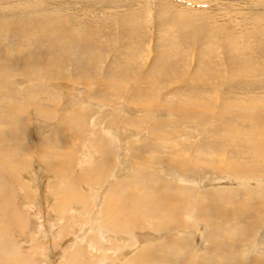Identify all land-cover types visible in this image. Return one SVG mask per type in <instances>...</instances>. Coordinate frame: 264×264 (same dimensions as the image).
Returning a JSON list of instances; mask_svg holds the SVG:
<instances>
[{
    "label": "bare ground",
    "instance_id": "bare-ground-1",
    "mask_svg": "<svg viewBox=\"0 0 264 264\" xmlns=\"http://www.w3.org/2000/svg\"><path fill=\"white\" fill-rule=\"evenodd\" d=\"M262 1L264 0H260L259 3H255L256 1H254L248 6L246 5L249 10L258 9L260 11L259 14L256 10H254L256 12L252 11V17L250 16L251 14L249 15L250 17L248 16L249 18L244 17L245 15L242 16L237 11L231 13L233 22L238 20L241 21L240 18L245 20V27L241 23H238L239 31L236 34L234 30L227 27V25L232 27L230 24L232 22L228 20V16L230 15L229 12L223 14L225 10L216 4L211 6V10L208 6L196 5L201 3L200 0L197 2H187L185 0H146L142 5L136 6V4L135 6H130L129 8L121 10L119 13L109 12L111 9L109 10L107 8H110V6L112 7V3L110 1L107 2V0H72V3L68 4L67 2V5H61L62 3L57 2L54 6L57 10H62L61 13L57 14L54 12L45 14L46 11H43L40 1V3L37 4L30 3L31 5L27 2L29 5L28 7H26V1L24 2L26 5H21L19 3L14 4V9H8L9 6L7 7L9 15L4 23L8 24L9 17L11 16L13 25H9L13 26V29L10 35L5 32L6 35L4 36L8 38V43L6 45L2 43V40L0 41V48L4 47V51L0 52V91L3 89L4 92L1 96L5 97L17 90L11 93L6 92L2 86L6 77L10 78V76L21 75L31 78V83H27L26 86L24 85L25 87L21 92L22 95H19L23 96V98L20 97L22 101L18 98L19 96L17 97L15 95L16 97H13L14 101L13 103L10 102V105L7 104V101H5L7 105L0 104V122H12V124L8 126L9 128H6V126L2 128L3 131L4 128L7 129L5 133L6 135L7 133L10 135V139L14 140L15 138V140H17L19 134L24 135L23 132L29 127L27 124V116L25 117L24 115L25 110L26 112L29 111L31 115H37L39 117L43 116L47 118L55 115H52L50 112L53 109V102L56 100L53 101L54 99L51 96V92L43 85L45 80H68L86 86L93 85L94 88L95 86L99 87L104 85V88H106L105 94L100 91L94 92L93 94L99 93V95L102 96H120L122 94L131 99L128 100V102L130 101L132 105L135 104L136 106L148 109H152V107L156 108L157 106L164 107L170 113V120L160 121L157 123L158 126L149 128V134L146 132L148 140L140 143L139 149L144 152L152 151L149 153L147 152L148 154H144V152L143 154H139L137 150L133 152L137 161L134 162L135 165L129 174L130 177L128 176V183H116L117 179L114 181L116 184L114 185L112 183L110 186L111 188L114 185L113 188L106 189L108 190L106 194L103 192L106 195L103 208L105 214L102 216L103 218H101V212H97L96 214L99 217L93 215L95 221L98 220L102 228H106L111 232L124 233L133 228L136 230L142 227L143 221L144 223H149V227L151 224V227L157 231L158 235L152 240L142 236L141 239L138 240L141 245L139 246L138 244V248H133L134 253L129 255V257H123L126 253L122 256L119 253L121 259H118L120 262H116L117 264H264V231L260 233L259 241L256 238L257 233L254 234V232L262 227L261 224H264V72L257 70V66L262 67L264 62V14H262L264 13L262 12V10H264V4L261 3ZM82 2H84L83 6L80 4ZM138 2L136 1V3ZM217 3H220V1H217ZM78 4L81 6H75ZM225 7H227L226 10L234 8V6ZM220 8L222 9V14L225 15V20L221 21L212 14L214 13L212 10L221 11ZM63 9L66 11L70 10L67 14L71 15V17L77 15H82L83 17L85 15L84 17L86 18V16H89L88 19L91 18L89 23L94 22L93 20L102 22L103 19H94L96 18L94 15L104 14L106 16V13L109 12L111 14L110 19L116 22L113 24L110 23L111 25H109L110 21H108V24L106 23L104 26L102 24L98 25L99 23L92 24L93 27L91 28L90 25V28L94 31H83L84 33L82 35L80 33L78 37L72 34H78L77 32L80 30L73 32L72 28L75 26H69L70 24H68L69 28H67L65 33H69L68 38L73 37L74 40L72 43L70 41L63 46H56L57 50H60L59 52L62 54L59 55V57L64 58V56L71 57L74 55L78 59L74 62L76 67L85 68V66L92 65L98 70V68L101 69V67H99L100 61L94 64L96 61L94 57L96 55L102 57L104 54L101 55L102 53L99 51L101 49H106V51H108L110 48V51L112 49V51L115 52L111 59L108 58L107 60V57H105V62H109L107 67H111L112 65L119 68V65H121L125 69L120 71L122 73H119L117 76H106L105 79H101L102 77L99 79L98 77V79L95 80L88 79L83 74L70 75L67 73L66 68H60L55 58L53 59L51 57H43L46 59L43 66L44 70L43 72H39L38 69H40V66L37 65L43 61L39 56H42V53L46 51L50 55L51 51L48 47L53 46V41L58 36V33H53V31H55L54 27H64V25L59 24L60 22L55 20L56 18L61 21V17H64V15H62ZM153 9L158 13L156 19L158 18L159 26L164 28V30H160V27L157 28V31H159L158 33H161L158 37L159 43L157 42V46L150 50L153 51L155 49L156 52L155 56H153V64L165 61V59L168 60L171 57H175V55H180L179 53L181 52L183 54L182 60L184 61L185 67L188 61L187 56L190 54V51L193 50L195 51V53H193V55H195L193 67L195 68H192L190 73L186 71L188 75L186 74L187 76H184L182 79L180 88L175 87L162 93V88H164V83L167 80L174 81L177 78L179 79L185 72H182L181 68H177L176 65L167 68L165 65L162 66L161 69H158V72L154 71V73H152L151 71L152 74L149 72L144 75V77H142V75L136 76L133 80V87L131 86L126 89L128 90L126 92L124 91V86L128 81V76L126 74L127 67L137 62V60L140 62L146 60L143 56V49L147 50V48H145L147 45L144 44V36L142 35L140 37L139 32L143 30V24L148 27L149 19L155 18V16H152V12H154ZM32 12L34 15L31 14ZM71 17L70 19H72ZM85 18L82 22H85L87 19ZM73 21L75 20H72V24ZM64 23H66L65 20ZM79 26L82 25H78V27ZM175 27L183 31V34L186 30L191 31V34L188 35L189 40L186 38L187 36L185 37L180 33L182 37L181 45H178L179 43L176 45L177 40L175 39L177 38L174 37L173 31H171ZM44 30H47V32L45 33ZM217 30L219 33V37H217L219 39H217V41L220 43L216 41V44L220 45L219 49L221 50L218 49L219 46L217 49L220 52L219 59L221 63L218 65L214 64L215 66H213L207 64L210 59L208 58V60L204 53L206 49H210V45L213 43L211 42V38L213 37V33ZM37 34L38 37H36ZM44 35L47 36L44 37ZM122 36L124 38L121 39ZM143 45L144 47H142ZM187 45L189 46V51L185 50ZM61 48L63 50H61ZM246 50H248V52H246ZM175 51L179 52L175 54ZM209 51L208 53H210ZM54 54H56V52ZM4 55H6V58L1 57ZM215 69H219L220 71L224 69V72L225 70L228 71L227 75L229 79L226 82L227 86L220 92H217L215 84H219V81L222 79L220 77V71ZM210 74L214 75V80H216L211 83V85L207 81L211 76ZM223 77H225V75ZM255 82H257V84ZM13 88L15 89V87ZM140 90H145L148 93H143V91ZM8 91H10V89ZM53 93L54 92H52V94ZM89 93V97H91L92 92L90 91ZM258 93L260 99L255 97ZM83 110L84 109L81 108L79 109V107L74 109L71 117L68 119L69 123L73 120L75 123L79 122L80 124H84V115L86 114ZM213 116L215 123L213 122L214 124L209 127L210 129L208 128V131L206 130L207 128L205 129L207 134L201 139L202 141L198 139L197 142L196 140L197 143H191L193 146L190 148L189 142L177 139L180 136L178 126L183 122L190 121L187 123H198V125L201 124L203 127H206L211 123L206 121H210V117ZM60 118L61 117H57L60 122L57 121V129H55V131L58 133L56 135L64 136L67 127L64 124L65 120L63 117ZM146 118L138 117L129 122L130 125H139L142 122L146 123ZM168 121L169 124H167ZM187 123L185 122V124ZM76 126L73 125V130L77 128ZM114 126L115 125L108 126L107 128L103 126L106 139H109L111 143L120 141L123 139L121 135H124L120 132L115 133ZM142 128L143 127H141V129ZM62 132L63 134H61ZM135 132L132 131V133H130L131 136L134 137L136 134ZM130 134L128 135L130 136ZM201 135H203V133ZM3 138L7 137H0V146L1 141H4ZM54 139V137L41 138V143H43V145L44 143L48 144ZM20 140H22V138ZM18 144H20V142ZM43 145H39V149L37 147L38 153L41 156L44 158L49 156L53 159H57V161H59L57 162L59 168L69 167V162L73 157L71 152L67 150L65 152L63 150V152H56L55 150L49 151L48 149L47 151L46 149L44 150ZM100 151L109 156L107 158L103 156V158L107 159L106 162L105 159H103L97 164L94 163L93 170L100 169L103 172L105 163L111 160L110 154L112 146L104 143ZM61 152L63 154H61ZM27 155L29 154L27 153ZM82 157L83 156L80 155L79 161L82 159V161L84 160L85 162L86 159ZM3 158H5V156ZM20 158L23 159L22 156H20ZM11 159H9V157L0 159V176L5 175V177L8 178L13 175V178L15 177L17 179L18 174L22 170V163L14 162V160L12 161ZM23 162H25V160H23ZM42 164L45 165L44 163ZM174 167L185 169L193 168V179L195 180L192 182H195L196 185L194 187H186L180 184L185 182L186 180L183 179H187V177L179 178V174L173 172ZM22 168L24 169V166ZM207 168L211 169L208 170ZM158 170H163V172L161 173ZM53 171L55 170L53 169ZM113 171L114 168L112 172ZM216 171L221 173L226 180L231 179L229 182H225L227 184L226 186L220 187L219 184L215 183L216 177H207L204 174ZM100 174H98V178L102 176ZM164 175H167V177ZM131 176L134 180L129 182ZM219 177L220 176H218V178ZM110 178L112 177L109 176V179ZM82 179L84 180L85 178ZM235 180L237 182L234 184ZM178 181L180 183H178ZM33 183L35 182L32 181V184ZM25 184L27 183L25 182ZM134 184L135 187H132ZM71 185H69V187ZM37 186H39L38 183ZM103 188H105V186ZM132 188L134 190L128 191ZM116 190L118 191L116 192ZM3 191V185H0V264H30L29 256L22 253L20 248L19 250L10 244L8 238V233L10 232L7 231V228L10 226L14 228L21 227L24 221L23 218L18 215L17 211L11 207L10 198H7ZM68 191L70 190L68 189ZM66 194H68V192L63 194L64 196L61 195L62 198L59 200V209L62 208L63 210L64 206L73 199V201L76 200L79 202H84L86 199L84 193V195L82 194L83 196H81V194L79 195V193H73L75 194L73 195L69 192V196ZM105 195H103V197ZM95 199L93 200L95 201ZM218 202L221 204L217 205ZM99 203L101 204V202ZM98 207L96 206L97 209ZM72 208L69 210V215L71 217H66V220L71 222L70 225L73 226L75 223L73 219L76 216H73ZM198 223L202 225L204 229L203 233L200 231L198 233V229L194 228ZM5 226L7 227L5 228ZM143 235L146 234L144 233ZM98 239L102 241L100 238ZM73 242L74 241H72V243ZM251 242L254 244L252 245ZM90 244L93 245V243ZM261 244L263 248H261ZM92 248H94V246H92ZM68 251L70 252L64 255V263L87 264V262H81L83 259L80 261V256L82 254L80 249L71 247V250L69 248ZM129 253H127L126 256H128ZM87 257L86 258L89 259L90 255ZM115 257H117V255Z\"/></svg>",
    "mask_w": 264,
    "mask_h": 264
},
{
    "label": "rangeland",
    "instance_id": "rangeland-1",
    "mask_svg": "<svg viewBox=\"0 0 264 264\" xmlns=\"http://www.w3.org/2000/svg\"><path fill=\"white\" fill-rule=\"evenodd\" d=\"M39 1L41 2L43 11H46L45 14L48 12H54L55 14L61 13L62 10L59 11L54 6V4L57 2L62 3L61 5H67V2H68V4L72 3V0L71 1L70 0H65V1L64 0H0V41L2 40V43H4L5 45L8 43V38H6L4 35H6V33L10 35L11 31L13 29L12 28L13 26H10V25H13L11 16L9 17L8 24L4 23L5 19L9 15L7 10L8 9H14V4H16V3L17 4L19 3L21 5L22 4L26 5L27 2H29V5H31V4L40 3ZM108 1H110L112 3V7L110 6V8H107L109 10L111 9L112 11L111 10L110 11L108 10V11L110 13L111 12L112 13H115V12L119 13V12H121V10L129 8L130 6H135L136 4H137L136 6H139L140 4L142 5V3L144 4L146 0H107V2ZM136 1L137 2L139 1V2L136 3ZM185 1L197 2L198 0H185ZM200 1H201V3H198L196 5L208 6V8L211 10V6L216 4V5H219V7H222L223 10H225V12L223 11V14H225L226 12H229L230 15L228 16V20H229V22H232V23H230L232 25V27L228 26V25H227V27H230L231 30H234L235 34L238 33V31H239L238 23H241L244 26L245 20L240 18L241 21L238 20V21L233 22V19L231 18V15H232L231 13H233L234 11H237L242 16L245 15L244 17H248L250 14H251L250 16L252 17V13L256 12V11L258 14L260 13V11L258 9L257 10L256 9L249 10V8L247 7L250 3H253L254 1H256L255 3H257V2L259 3L260 0H215V1L214 0H200ZM217 1H220V3H217ZM246 1L248 2V4ZM24 2L26 4H24ZM241 2H243V3H241ZM52 3H53V5H52ZM261 3L264 4V1H262ZM80 4L83 6L84 2H82ZM29 5L27 4L26 7H28ZM81 5L78 4L75 6L79 7ZM8 6H9V8L7 9ZM192 6H194V5H192ZM225 6H230V7L234 6V8L231 10L230 9L226 10L227 7H225ZM44 7H46V8H44ZM115 7H117V8H115ZM121 8H123V9H121ZM239 8L242 10H240ZM63 10L64 11H63L62 15H64V17H61L63 20L61 19V21H60L56 18H55V20L60 22L59 24L64 25V27L63 28L62 27L59 28L58 26L54 27L55 31H53V33L54 34L58 33V36L53 41V46L48 47V49H50V51H51L50 55L46 51V52L42 53V56L41 55L39 56L43 60L41 63H39L37 65V66H40V69H38L39 72H43V70H44L43 66H44V62L46 61V59H44V58L51 57L53 59L55 58V61L58 62V66L60 68L61 67L66 68L67 73H69L70 75L71 74L72 75L73 74L74 75L83 74L88 79L95 80V79H98V77H99V79H100V77H102L101 79H105L106 76H117V75H119V73H122L120 71L125 70V69L121 65H119V68L118 67L116 68V66H112V65H111V67H107L109 62H105V59H106L105 57H107V60H108V58L111 59V57L113 56V53L115 52V51H112V49L110 51V48L108 49V51H106V49H101L99 51L100 53H102L101 55L104 54L102 56L103 58L101 56H97V55L94 57V59L96 60L94 62V64H96L97 61H100L99 67H101V69L98 68V70H96L95 67L92 65L85 66V68L76 67V64L74 62H76L75 60H78V59L74 55L71 57L70 56L69 57L64 56V58L59 57V55H62V54L59 52L60 50H57L56 46H63L67 42L71 41V43H72L74 40L73 37L68 38L69 33H65V31L67 30V28H69V26H75L74 28H72L73 32L74 31L77 32L80 30L79 32H77L78 34H76V33L72 34V35H76V37H78V36H80L79 35L80 33L82 35L84 32L94 31L91 29L93 27L92 24H98L99 23L98 25L102 24L104 26L108 21H110L109 25L116 22V21H112L110 19L111 14L109 12L106 13V16L104 14L103 15H98V14L94 15V17H96L94 19H97V18L103 19L102 22L99 20H96V21L93 20L95 23L94 22L89 23L91 21V18L88 19L89 16H86V18L88 19V22H87V19L84 17L85 15L83 17H82V15H77L78 17L77 16L71 17V15L67 14V12H69L70 10H67V11L65 9H63ZM153 10H154V12H152V16H155V18H154L155 20L149 19L150 20L148 22L149 25L147 24L148 27L143 24V30L141 32H139L140 37L142 35L144 36V44L147 45V47L145 46V48H147V50L142 48V47H144V45L141 47L143 49V56H144V58H146V60L144 62H140L137 60V62H135V63H132L133 62L132 61L131 62L132 64L129 67H127V70H126L127 73L126 74L128 76V81L124 86V88H125L124 91H126V92L128 91L126 89L130 88L131 86L133 87V80L136 76L142 75V77H144V75L148 74L149 72L151 73V71H152V73H154V71L158 72L157 70L161 69L162 66H165V65H166V68L170 67L172 65H174V66L176 65L177 68H181L182 72H184V71L185 72L182 75L183 77L181 76V78H179V79L177 78L174 81L173 80H167L164 83V88H162L163 89L162 93H164L168 90H171L175 87L180 88V85H181V82H182V79L184 78V76L186 77L188 75V73H190V71H192V68H195V67H193L194 66V64H193L194 60L193 59L195 56V55H193V53H195V51H193V50L190 51V54L187 56L188 61L186 62L185 67H184V61L182 60L183 54L181 52L179 53L180 55H175V57H171L168 60L165 59V61H162V62L160 61V62H158L159 64L158 63L153 64V58H154L153 56H155L156 52H155V49L153 51H150V50H152L153 47L157 46V44L159 43L158 37L161 34V33H158L159 31H157V28L160 27L158 18L156 19L158 13H156L155 9H153ZM254 10H256V11H254ZM212 11L214 12L212 14H214L216 18L217 17L219 18V21L225 20L224 19L225 15L222 14V9H221V11H219V10H212ZM262 12H264V10H262ZM31 14L34 15L33 12ZM262 14H264V13H262ZM65 15H67V16H65ZM65 17H67V18H65ZM70 17L72 19H70ZM84 18L86 20H85V22H82ZM64 20L66 21V23H64ZM72 20H75L76 22L73 21V24H72ZM5 24H6V26H5ZM68 24H70V25L68 26ZM152 24H153V26H152ZM78 25H82V26H79L80 27L79 28ZM90 25H91V28H90ZM84 26H85V29H84ZM174 29L171 31H173L174 37L177 38V39H175V40H177L176 45L178 43H179L178 45H181V41H182L181 35H183L185 37L187 36L186 38L188 39V35L191 34V31H188V30L184 31L185 33L183 34V31L178 30L177 27H175ZM6 30H8V31H6ZM160 30H164V28L160 27ZM44 32L46 33L47 30H44ZM180 33H181V35H180ZM217 33H218V30L215 33H213V37L211 38V42H213V43H211L210 49H206V51L204 53L206 58L210 59V60L208 59L209 60V62H207L208 65L211 64V65L215 66L216 64L218 65L221 63L220 59H219V57H220L219 50H221V49H219L220 45L216 44L217 39H219V38H217V37H219V33L218 34ZM45 36H47V35H44V37ZM123 36L121 37V39L124 38ZM36 37H38V34L36 35ZM217 42L220 43L219 41H217ZM148 45H149V48H148ZM215 45H217V46H215ZM217 47L219 50L217 49ZM61 50H63V49L61 48ZM102 50H103V52H102ZM185 50L189 51L188 45L186 46ZM3 51H4V47L0 48V52H3ZM208 51L210 53H208ZM55 52H56V54H54ZM107 52H109V53H107ZM178 52L179 51H175V54ZM246 52H248V50H246ZM73 53H75V52H73ZM1 57L6 58V55L1 56ZM213 62H215V63H213ZM60 65H62V66H60ZM153 65H154V67H153ZM202 69H203V67H202ZM215 70L220 71L219 69H215ZM257 70L260 72H264V62H263L262 67L257 66ZM49 71H51V70H49ZM186 71H188V73ZM53 72H56V71H53ZM219 73H220V77L222 80L219 81V84H215V86H216L215 88H216L217 92H220L221 90H223L227 86L226 82L229 79L228 75H227L228 74L227 70H225V72H224V69H223V71L221 70ZM223 74L225 75V77H223L224 76ZM95 76H97V77H95ZM223 78H224V80H223ZM5 79L8 81H6V80L3 81L2 86L4 87V89L6 90L7 93L8 92L11 93L16 89L17 90L14 91L12 94H9V95L4 97V96H1L2 94H4L3 89H1V91H0V104L1 105H7L10 102L13 103V101H14L13 97H16V96L18 97L19 95H22L21 92L23 91L24 87L27 85V83L28 84L31 83L30 77H25V76L23 77L21 75H17V76L14 75L12 77L10 76V78L6 77ZM180 79H181V81H180ZM207 81L210 85H211V83L215 82L216 80H214V75H211ZM46 82H47V84H46ZM69 82L70 81H68V80L67 81H65V80H45V82H43V85L45 87H47L49 89V91L51 92V96L54 99V100L53 99L52 100L53 101L56 100L55 102H53V109L50 112V113H52V115L53 114H55V115H53L51 117H47V118L43 117V116L39 117L37 115H31L29 113V111L26 112V110H25L24 115H25V117L27 116V124L29 127L27 128V130H25V132H23L24 135L19 134L17 140H15V138H14V140L10 139V135L8 133L6 135V133H5V132H7L6 128L9 125H11L12 122H0V129H1L0 132L2 134V135L0 134V137H2V136L7 137V138H3L4 141H1L0 159H5V158L9 157V159L12 158L11 159L12 161L14 160V162H20V163H22L21 166L22 167L24 166V169L20 166L22 170L19 173L20 175L18 174L17 179L15 177L13 178V175L8 177V178L5 177V175L0 176V185H3V190H4L3 192H5L7 198H10L9 200L11 203V207L14 208L15 211H17L18 215L21 216V218H23V221H24V223L21 227L14 228V227L10 226L7 228V231L10 232V233H8L9 234L8 238L10 240V244H12L17 249L20 248L21 250L20 249L19 250L22 253L27 254V256H29L30 264H67V263H64V255L66 253L70 252L68 250H69V248L71 250V247L72 248L77 247L78 249L81 250L82 254L80 256V261H81V259H83L81 262L84 261V262H87V264L90 262H91L90 264H117L118 262H120L118 259H121V256L124 253H126L123 256L125 258L129 257V255L134 253L133 248L136 249L141 245V243H139L138 240L141 239L142 236H144V238L148 237L149 240H152L155 238V236L158 235L157 231H155L151 227L152 226L151 224L149 227V223H144V221H143L142 227H140L136 230L133 228L130 231L124 232V233L123 232H118V233L117 232H111V231L107 230L106 228H102L99 225L100 223H98V220L95 221V218L93 215L99 217L96 214H97V212L98 213L101 212V218H103L102 216H104V214H105L104 210H103L105 197H106L105 194L108 191L106 189L113 188V186L117 182L118 183L119 182L128 183V176L134 168V165H135L134 162L137 161L136 156L133 155V152L137 150V152L139 154H141V153L143 154L144 151L139 149V146H140V143L142 141L148 140V135H147V133L149 132L148 129L153 128L155 126H158L157 123L160 121L170 120V113L164 107L157 106L156 108L152 107V109H148L145 107L136 106L135 104L132 105L130 101L128 102V100H131V99H129L126 95H122V94L120 96H114V95L102 96V95H99V93H95V95L93 94L94 92H99V91L105 94L106 88H104L105 87L104 85H102L103 87L102 86H99V87L95 86V88H94L93 85L86 86L83 84H77L74 82L69 83ZM179 82H180V84H179ZM255 83L257 84V82H255ZM6 85H8L9 87ZM210 85H209V88H210ZM218 85H219V87H218ZM12 86L15 87V89ZM9 89H10V91H8ZM145 90H147V89H145ZM145 90L144 91L140 90V91H143V93H148ZM149 90H152V89H149ZM90 91L92 92L91 97H89ZM52 92H54V93L52 94ZM96 96H98V97H96ZM258 96H259V93L256 94L255 97H258ZM20 97L23 98V96H19L18 98L20 99ZM65 98H66V100H65ZM5 101H7V104H5L6 103ZM77 107H79V109L80 108L84 109L83 111L86 114V115H84V119H85L84 124H80L79 122L75 123L73 120L70 123L68 121V119L71 117V115L73 113L72 111H74V109H76ZM164 111H167V112H164ZM57 117L58 118L63 117V119L65 120L64 124L66 125L67 128H66V132H65L64 136L56 135V134H58L55 131V129H57V127H56L57 126L56 123L58 121ZM134 117H137V118L138 117H144V118L147 117L146 118L147 121H146V123L142 122L139 125H133V124L130 125V122H129L130 120L137 119ZM160 117H162V118H160ZM117 118H120V119H117ZM58 122H60V121H58ZM185 122L187 123L190 121H185ZM185 122H183L180 126H178L180 136L177 139H181L184 142H189V144H190L189 147L191 148V146H193L192 144H196L198 142V139L201 140L204 137V135L207 134L208 128L215 123V120H214V116L210 117V121H206V122H211L212 124L211 123L208 124L209 125V126L207 125L208 127L207 126L203 127V125H201V124L198 125V123H196V124H188V123L185 124ZM5 123L8 125H6ZM70 124H71V126H70ZM77 124H80V125L76 126ZM167 124H169V121ZM73 125H75L77 127L74 130H73ZM112 125H115L113 127L115 133L120 132L121 134H124L125 136L121 135V136H123V139H121L120 141H115V142L111 143V141L109 139H106V136L104 133L105 131L103 130V126H105L107 128L108 126L110 127ZM4 126H6V128H4V131H3L2 128ZM141 127H143L142 128L143 130L141 129ZM117 129H119V130H117ZM133 129H135L136 132ZM185 130H187V131H185ZM190 130H191V132H190ZM123 131L126 133H124ZM132 131L136 133L134 135V137L131 136V134H130V133H132ZM196 131H198V132H196ZM31 132H32V134H31ZM52 132H54V133H52ZM201 132L203 133V135H201L202 134ZM50 134H52V135H50ZM61 134H63V132ZM128 134H130V136ZM22 135H23V137H22ZM46 137L47 138L48 137H54L56 139V140L54 139L56 142L53 140L52 142H49L48 144L44 143V145H43V143H41L42 142L41 138H46ZM21 138H22V140H20ZM38 140L40 143L38 142ZM196 140H197V142H196ZM5 142H6V144H5ZM17 142L18 143L20 142V144H18ZM104 143L112 146L110 158L113 162L110 160V162L105 163L107 160L106 158L109 155L103 154L100 151ZM37 144H39L40 146L43 145L44 150L45 149L46 150L48 149L49 151L55 150L56 152H60L62 150L65 152L67 150V151L71 152L73 157L69 162V164H70V165H68L69 167L68 168H66V167H60L59 168L57 166V162H59V161H57V159H53L52 157H49V156L45 157V158L43 156H41L38 153L37 147L39 149V145H37ZM6 145H8V146H6ZM26 147H28V148H26ZM1 148H3V149H1ZM9 148H10V150H9ZM24 150H26V151H24ZM27 151H29V152H27ZM150 151H152V150H150ZM150 151H146V152H144V154H148ZM62 152H61V154H63ZM9 153H10V155H9ZM27 153L29 155H27ZM80 155L83 156L82 158L86 159L85 162H84V160L82 161V159L79 161ZM4 156H5V158H3ZM20 156H22L23 159H21ZM103 156L106 158H103ZM26 157H27V159H26ZM112 157H114V158H112ZM17 158H19V159H17ZM103 159H105V162H104L105 166L103 168L104 171L102 172L100 169L93 170L94 165H95L94 163L97 164V163H99V161H102ZM11 160H10V162H11ZM23 160H25V162H23ZM55 160H56V163H55ZM117 160H120V161H117ZM42 163H44L45 165H43ZM50 164H51V166H50ZM85 165H87V166H85ZM55 166H56V168H55ZM20 167H19V169H20ZM48 168H50L52 170H50ZM113 168H114V171H113L114 173L112 172ZM53 169L55 171H53ZM207 169L210 170L211 168H207ZM79 170H80V172H79ZM158 171H160L161 173L163 172V170L162 171L158 170ZM99 172L100 173L102 172V173L100 174ZM173 172L175 174L178 173L179 178L187 177V179H183V180H186L185 182L180 183L179 182L180 180H179L178 183L185 185L186 187H194L196 185L195 182H192L193 180H195V179H193V168L185 169V168H181V167H174ZM98 174H100L102 176L101 177L99 176V178H98ZM204 174L207 177L208 176L216 177L215 183L219 184L220 187L226 186L227 185L226 183L231 180V179L226 180V178H223L224 176H222V174L217 172V171L211 172V173L207 172ZM109 176L112 178L109 179ZM164 176L167 177V175H164ZM218 176H220V177L218 178ZM67 177H69V178H67ZM102 177H103V181H102ZM29 178H32V179H29ZM66 178H67V180H66ZM82 178H85V179L83 180ZM168 178H170V177H168ZM220 178H221V180H220ZM26 179H27V181H26ZM93 179H95V180H93ZM115 180H117L116 183L114 182ZM133 180H134V178H132V176H131V179L129 180V182L133 181ZM32 181L35 183L32 184ZM72 181H73V183H72ZM86 181H87V183H86ZM25 182L27 184H25ZM74 182H76V183H74ZM236 182L237 181L235 180L234 184ZM29 183L31 186L29 185ZM37 183L39 186H37ZM42 183H44V184H42ZM112 183L114 185L110 188ZM71 184H74V185H71ZM69 185H71V186L69 187ZM202 185H205V184H202ZM56 186H57V188H56ZM99 186H100V189H99ZM104 186H105V188H103ZM52 187L55 189H53ZM75 187H76V189H75ZM132 187H135V184ZM195 188H199V187H195ZM68 189L70 191H68ZM204 189H209V188H204ZM130 190L132 191L134 189L132 188V189H129L128 191H130ZM11 191H13V192H11ZM39 191H41V192H39ZM65 191L68 192V194H66L68 196H69V192L71 194H73V193L78 194L79 193V195L81 194V196H83L85 194L84 195V197H86V199L84 201L85 203L79 202L76 200L73 201L74 200L73 199L72 201H69L64 206L63 210H62V208L59 209V207H60L59 206V200H60V198H62V196H64L63 194L66 193ZM109 191H111V190H109ZM117 191L118 190H116V192ZM8 193H9V195H8ZM38 193H40V194H38ZM75 194H73V195H75ZM88 194H89V196H88ZM103 195H105V196L103 197ZM90 196H91V199H90ZM93 199H95V201ZM95 202H97V203H95ZM99 202H101V204ZM98 203H99V205H98ZM219 204H221V203L218 202L217 205H219ZM96 206L97 207L100 206V207H98V209L100 211L96 208ZM71 208L73 211V216H76L73 219V220H75V223L73 226L70 225L71 222H68L66 220V217H68V218L71 217L69 215V210ZM88 208H89V210H88ZM261 225H262V227H260V228H262V229L259 228L260 229V230L258 229L259 231L257 230L256 232H254V234L257 233L256 238L258 239V241L260 239L259 238L260 233L264 231V228H263L264 224H261ZM6 227L7 226H5V228ZM198 227H200V228H198ZM194 228L198 229V231H197L198 233H199V231L203 233L204 229H203L201 224H199V223L196 224V226H194ZM103 230H105V231H103ZM167 232H169V231H167ZM98 233H100V234H98ZM144 233L146 235H143ZM138 235H139V237H138ZM102 237L105 239H103ZM253 237H255V236H253ZM98 238H100L102 241H100ZM145 240H147V239H145ZM72 241H74V242L72 243ZM90 243H93V245H91ZM106 244H108V245H106ZM138 244H139V246H138ZM253 244L254 243H252V245ZM263 245L261 244V248H263ZM92 246H94V248H92ZM117 246H119V247H117ZM122 247H124V248H122ZM129 252H131V253H129ZM119 253L121 255L120 257H119ZM127 253H129L128 256H126ZM88 254L91 257V258L89 257V259H87L88 258L87 256H89ZM116 255H117V257H115ZM110 261H112V262H110Z\"/></svg>",
    "mask_w": 264,
    "mask_h": 264
}]
</instances>
